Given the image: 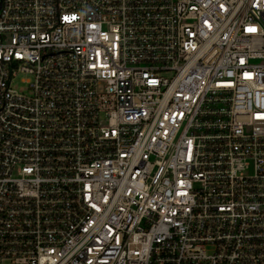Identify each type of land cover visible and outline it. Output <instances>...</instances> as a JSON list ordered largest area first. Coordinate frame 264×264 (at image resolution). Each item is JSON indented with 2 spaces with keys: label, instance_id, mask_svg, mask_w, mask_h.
Segmentation results:
<instances>
[{
  "label": "built area",
  "instance_id": "obj_1",
  "mask_svg": "<svg viewBox=\"0 0 264 264\" xmlns=\"http://www.w3.org/2000/svg\"><path fill=\"white\" fill-rule=\"evenodd\" d=\"M0 264H264V0H0Z\"/></svg>",
  "mask_w": 264,
  "mask_h": 264
},
{
  "label": "rangeland",
  "instance_id": "obj_2",
  "mask_svg": "<svg viewBox=\"0 0 264 264\" xmlns=\"http://www.w3.org/2000/svg\"><path fill=\"white\" fill-rule=\"evenodd\" d=\"M22 78H25V77L20 76L14 85H15V88H17L19 91L25 92L26 86L21 83Z\"/></svg>",
  "mask_w": 264,
  "mask_h": 264
}]
</instances>
